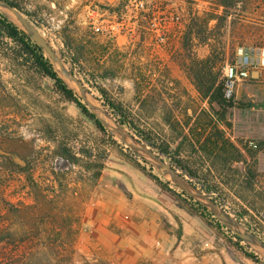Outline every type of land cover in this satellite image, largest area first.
Wrapping results in <instances>:
<instances>
[{
	"label": "rangeland",
	"instance_id": "374dc122",
	"mask_svg": "<svg viewBox=\"0 0 264 264\" xmlns=\"http://www.w3.org/2000/svg\"><path fill=\"white\" fill-rule=\"evenodd\" d=\"M13 1L83 81L107 130L0 35V264H258L245 250L264 259V68L233 87L237 106L218 123L229 143L206 140L218 106L204 96L238 48H264V0ZM102 89L218 186L220 204L143 151Z\"/></svg>",
	"mask_w": 264,
	"mask_h": 264
},
{
	"label": "trees",
	"instance_id": "16d2710c",
	"mask_svg": "<svg viewBox=\"0 0 264 264\" xmlns=\"http://www.w3.org/2000/svg\"><path fill=\"white\" fill-rule=\"evenodd\" d=\"M17 8L19 11H24L16 4L13 0H5ZM235 0H222L223 5L226 8H231L234 5ZM0 35H4L13 41L17 42L21 47L23 54L28 60H31L36 69L42 74L50 77L57 88V90L69 101L74 102L80 110L89 119L93 120L97 127L101 131H106V127L102 120L92 111L89 107V102L84 100L82 96L78 94L75 88L71 87L66 79L60 74L55 64L52 63L50 58L46 55L44 50L35 43L31 36L17 23L10 19L9 15L5 11H0ZM71 74L76 75L73 70H69ZM77 76V75H76ZM83 83V81L79 78ZM252 80H256L252 78ZM84 84V83H83ZM87 90V89H86ZM226 79L224 81H218V79L211 75L210 83L207 86L204 96L208 97L211 104H216L218 106L217 111H214L218 117L216 118L215 125L213 129L215 130V139H212L211 134L206 137L207 141H211L213 144L218 146L220 142L229 143V140L225 139V135L221 129L218 127V123L222 122L227 115L230 108L236 107L237 103L234 97L226 96ZM102 95L105 96V106L108 108L107 112L111 114L118 125L121 128L127 127L133 132V138L141 145L149 147L158 156L162 158H169L170 166L175 170L179 177L187 178L185 179L188 184L194 189L198 190L201 196L208 199L212 204L219 205V200L221 196L217 193L218 186L211 183V181L204 176H202L197 170H195L188 162L183 160L177 154H172L169 145L158 144L149 134L139 129L132 121L128 119L125 114L124 109L120 103L111 100L106 97L107 92L102 89ZM240 107H253L252 103L244 104L238 103ZM217 139V140H216ZM205 140V141H206ZM207 143V142H206ZM66 152V151H65ZM68 158L74 159L68 152H66ZM158 184H160L164 189L176 193V190L171 186L169 181L162 182L159 178L155 177ZM185 195L188 196V192L183 191ZM239 242H243L244 239L240 238L238 235L234 234ZM245 254L253 259L258 264H264V259L260 258L256 253L252 251H244Z\"/></svg>",
	"mask_w": 264,
	"mask_h": 264
},
{
	"label": "water",
	"instance_id": "95a60500",
	"mask_svg": "<svg viewBox=\"0 0 264 264\" xmlns=\"http://www.w3.org/2000/svg\"><path fill=\"white\" fill-rule=\"evenodd\" d=\"M0 6L9 9L16 16L18 21L21 23L23 29L31 36L32 40L35 43H37L44 50V52L50 58L52 63L55 64L58 62L60 64L61 68L63 69L62 71H65V74H67L68 78L73 80L77 84L83 99L86 100L87 90H86L85 86L83 85V83L79 80V78L76 75L71 74L69 71H67L64 61L57 55V53L54 51V49L50 45L49 41L41 33L39 28L34 23H32L21 11H19L17 8H15L13 5H11L9 2H7L5 0H0ZM252 75H253V78L256 79L259 77V72L255 71V72H253ZM89 107L94 108V106L91 103H89ZM119 132L123 136H125V134L122 133L121 130H119ZM140 148L143 151L147 152L152 158L157 160L161 164V168L164 169L165 172L170 173V175L173 177V179H175V180L179 179V176L177 175L175 170L170 166V164L164 158L155 154V152L153 150H151L149 147L142 146ZM219 217H220V219H222L223 221H226V222L232 221L225 214H220ZM235 234L238 235L240 238L247 240V241H250V242H252L256 239L253 234H248V233L245 234V233H239V232H235ZM257 241L264 247V242L261 239L257 238Z\"/></svg>",
	"mask_w": 264,
	"mask_h": 264
},
{
	"label": "built area",
	"instance_id": "2783aa9c",
	"mask_svg": "<svg viewBox=\"0 0 264 264\" xmlns=\"http://www.w3.org/2000/svg\"><path fill=\"white\" fill-rule=\"evenodd\" d=\"M137 6L144 8L145 2L139 0ZM264 68V48H238V57L235 63L227 64L225 67L226 96H233V87L237 81L253 78V72ZM257 146L253 142L250 143Z\"/></svg>",
	"mask_w": 264,
	"mask_h": 264
},
{
	"label": "bare ground",
	"instance_id": "6f19581e",
	"mask_svg": "<svg viewBox=\"0 0 264 264\" xmlns=\"http://www.w3.org/2000/svg\"><path fill=\"white\" fill-rule=\"evenodd\" d=\"M9 13H10V12H9ZM12 17H13V16H12ZM55 64L57 65V67L60 68L61 71L63 70L58 62L55 63ZM65 70H66V69H65ZM62 73H63L66 77H68L67 74H65V71H62ZM87 98H88V97H87ZM96 105H97V104H96ZM112 122H113V121H112ZM115 124H116V123H115Z\"/></svg>",
	"mask_w": 264,
	"mask_h": 264
}]
</instances>
